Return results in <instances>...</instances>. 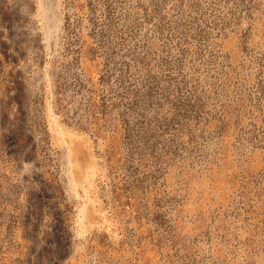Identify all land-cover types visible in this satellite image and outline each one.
Returning <instances> with one entry per match:
<instances>
[{
	"label": "rangeland",
	"instance_id": "obj_1",
	"mask_svg": "<svg viewBox=\"0 0 264 264\" xmlns=\"http://www.w3.org/2000/svg\"><path fill=\"white\" fill-rule=\"evenodd\" d=\"M0 264H264V0H0Z\"/></svg>",
	"mask_w": 264,
	"mask_h": 264
}]
</instances>
